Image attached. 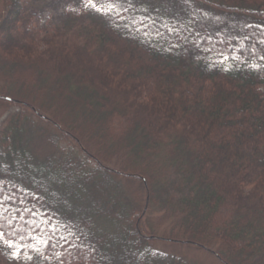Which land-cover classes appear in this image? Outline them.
<instances>
[{"label":"trees","instance_id":"16d2710c","mask_svg":"<svg viewBox=\"0 0 264 264\" xmlns=\"http://www.w3.org/2000/svg\"><path fill=\"white\" fill-rule=\"evenodd\" d=\"M32 15L0 0V264H264V0Z\"/></svg>","mask_w":264,"mask_h":264},{"label":"rangeland","instance_id":"374dc122","mask_svg":"<svg viewBox=\"0 0 264 264\" xmlns=\"http://www.w3.org/2000/svg\"><path fill=\"white\" fill-rule=\"evenodd\" d=\"M29 3L31 5L32 11H33V15L31 18L33 26L43 25V24H48L50 26H57L60 23L62 17L65 15V13L68 10L80 9L82 7V5H87V6L92 5L97 9H101L104 7V0H29ZM39 43H40V45H39L40 48H43L44 45L41 42H39ZM1 61L3 62V60H1ZM6 68L8 69V67H5V70H6ZM21 73H24V72L22 71ZM41 76H44V75H41ZM36 77L37 78H35V79H37V81L36 82L35 81L30 82V84L31 85H37V86L43 85V87H44L45 82L48 80H45V78H43L44 80L42 78L38 79L39 78L38 75ZM22 79L26 80V81L29 80L27 78V75H23ZM41 81H42V84H41ZM66 104H67V102H66ZM13 109H15V107H10V109L7 110V108L4 107V103L0 102V125L4 121V119L7 117V115L11 112V110L14 111ZM74 114L75 115L78 114L77 111H74ZM42 116L44 117L45 115H42ZM50 128L54 129V127H52V126ZM110 140L111 139H109L107 142L110 143ZM35 143H36V144H34L35 146L34 145L31 146L32 148H30V151L33 153V150H34L36 155L39 154V156H41V157H39L40 160H44L48 155H50L52 148L45 141L37 140V141H35ZM118 180L123 184V191L124 192L127 191L128 195H131L132 191L136 188V185H137L136 181H133V180L126 178V177H123V176L121 177V179L118 178ZM175 198H176V196H175ZM145 204H146V202L143 200V207H145ZM153 213L158 214V211L152 209V212H150V215H153ZM146 219L144 218L142 221V222H144L143 223L144 226L147 222ZM180 226H181V224H180ZM167 233H173L174 234L176 232L167 231ZM160 235H162V234H160ZM152 245L157 250L167 251L169 253H174V254L180 253L181 255H183V253H185L188 256H190L189 258H191L194 261H196L197 258H200V256H201V251L195 249L196 247L194 248L192 246H185V245H183V243H181L179 241H174L173 239H169V238H165V237H154V241L152 242ZM204 255L205 254H203V256ZM205 259L206 260L202 259L203 262L213 264V261H212L213 258L212 257H211L212 260L210 258H205Z\"/></svg>","mask_w":264,"mask_h":264},{"label":"water","instance_id":"95a60500","mask_svg":"<svg viewBox=\"0 0 264 264\" xmlns=\"http://www.w3.org/2000/svg\"><path fill=\"white\" fill-rule=\"evenodd\" d=\"M44 118H47V117L44 116Z\"/></svg>","mask_w":264,"mask_h":264}]
</instances>
